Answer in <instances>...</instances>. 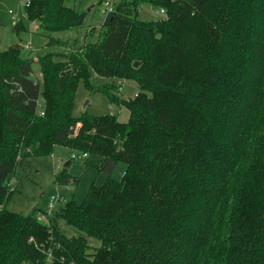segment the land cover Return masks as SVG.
<instances>
[{"label":"trees","instance_id":"obj_1","mask_svg":"<svg viewBox=\"0 0 264 264\" xmlns=\"http://www.w3.org/2000/svg\"><path fill=\"white\" fill-rule=\"evenodd\" d=\"M66 2L29 0L25 16L47 32L78 27L85 13ZM144 2L165 17L141 19ZM104 18L101 40L68 55L66 73L41 56L43 87L20 44L0 52L1 206L22 144L37 156L57 145L87 152L107 174L49 223L4 205L0 264H264V0H121ZM89 67L137 82L130 99L102 89L129 109L126 121L74 115L80 81L91 89ZM56 182L78 177L63 168ZM60 218L85 235L69 237Z\"/></svg>","mask_w":264,"mask_h":264},{"label":"rangeland","instance_id":"obj_2","mask_svg":"<svg viewBox=\"0 0 264 264\" xmlns=\"http://www.w3.org/2000/svg\"><path fill=\"white\" fill-rule=\"evenodd\" d=\"M24 1L22 2L23 17H20L22 21L19 19L20 22H17L14 16L20 12V0H0V52L7 50L12 45L20 44L21 56L32 60L33 79L40 80L41 87H43L42 65L39 62L41 56L52 54L53 58L63 64V66L67 64L63 71L66 73L68 67L70 69L73 67L69 58L66 59L68 55L72 57H75L77 53L82 55L87 45L98 44L101 40L99 30L107 13L102 0H67L66 4L74 7L78 12L83 11L85 13L84 21L78 27L63 31L47 32L41 27L39 20H27ZM157 10L158 8L155 9L151 4L144 2L139 10V17L141 19H156L159 15ZM22 22L25 24V28L17 33L15 25ZM58 54L64 55L60 56ZM88 78L91 89L85 86L83 80L80 81L76 89L73 106L74 115L80 116L87 110L95 115L116 114L119 116V120L126 121L130 114L129 109L121 103L115 105L111 103L102 89L109 90V92L115 93L118 97L130 99L139 93L137 82L131 78L98 76L92 67H89ZM39 95L40 106L37 109L36 116L44 115L45 98L41 92ZM113 111H116V113ZM80 125L78 122L75 131ZM73 152L65 146L57 145L52 154L37 156L32 154L31 147L22 144L17 154L16 173L9 180L11 185L7 183L13 193L8 202L2 204L3 207L5 205L8 210L16 211L22 215H27L29 212L36 210L34 215L38 218L40 213H42L41 211L44 210L46 212L48 209L52 201V195L58 194L60 201L57 204V208L48 214L50 219V216L54 217L53 214L58 208L64 205L72 196L77 202H81L87 194L91 183L102 185L107 178V174L103 171L100 172L91 163L97 161L98 158L93 156L87 158L91 156L90 154L86 159L73 157ZM74 153L77 154V152ZM68 161H70L69 164L65 165ZM63 168H66L67 173L71 176H77L78 182L69 184L56 182V175ZM115 168L111 176L114 179H120L126 169V164L120 161ZM3 207L0 204V209ZM49 219H43V222L49 223ZM58 224L69 237L85 235L79 229L70 227L62 218L58 219ZM88 241L92 246L100 245L99 240L94 237L88 236ZM93 249L92 247L91 251Z\"/></svg>","mask_w":264,"mask_h":264},{"label":"built area","instance_id":"obj_3","mask_svg":"<svg viewBox=\"0 0 264 264\" xmlns=\"http://www.w3.org/2000/svg\"><path fill=\"white\" fill-rule=\"evenodd\" d=\"M119 1H121V0H102V2L105 4L106 13L107 14L112 13V11H114L116 9ZM24 4L28 5L29 0H25ZM157 12L159 14L158 17H165V12L162 8L158 9ZM34 80H36V82H40V80H37V79H34ZM39 106H40V103H39V99H38L37 109L39 108ZM44 112L45 111H43V113ZM72 154H73V157H80V158H84V159H86V157L89 155L87 152L86 153H77V154L73 152ZM9 185H11V182L9 183ZM59 199H60V197L58 194L52 195V198H51L52 201L50 202L48 209L46 210V212L44 210L41 211L42 213H40V216H38V218H37L40 222L43 223V219H47V220L49 219L48 214H50L53 210H55L57 208V204L60 201ZM33 239H34L33 237L30 238V240H33ZM48 260L51 261V258L49 257Z\"/></svg>","mask_w":264,"mask_h":264},{"label":"crops","instance_id":"obj_4","mask_svg":"<svg viewBox=\"0 0 264 264\" xmlns=\"http://www.w3.org/2000/svg\"><path fill=\"white\" fill-rule=\"evenodd\" d=\"M22 2H23V0H20V5H21V7H20V12H19V14L17 13V14H15V16H14V18H16V20H17V22H20V21H22V18L20 19V17H23V4H22ZM20 15V16H19ZM19 19H20V21H19ZM16 22V23H17ZM15 23V24H16ZM78 35V34H77ZM123 87H125V86H123ZM114 112V111H113ZM114 113H116V111L114 112ZM119 117V116H118ZM120 119V118H119ZM97 158V157H96ZM69 162L70 161H68V162H66L65 163V165H68L69 164Z\"/></svg>","mask_w":264,"mask_h":264},{"label":"water","instance_id":"obj_5","mask_svg":"<svg viewBox=\"0 0 264 264\" xmlns=\"http://www.w3.org/2000/svg\"><path fill=\"white\" fill-rule=\"evenodd\" d=\"M138 64H139V62H138V61H136V62H135V65H138Z\"/></svg>","mask_w":264,"mask_h":264}]
</instances>
